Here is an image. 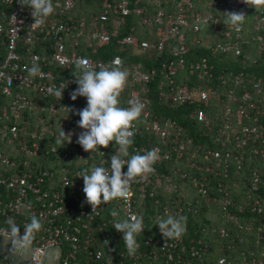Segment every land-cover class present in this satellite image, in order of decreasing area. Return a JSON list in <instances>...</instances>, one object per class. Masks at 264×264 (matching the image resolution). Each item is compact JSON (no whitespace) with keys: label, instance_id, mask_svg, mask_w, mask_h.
<instances>
[{"label":"built area","instance_id":"1","mask_svg":"<svg viewBox=\"0 0 264 264\" xmlns=\"http://www.w3.org/2000/svg\"><path fill=\"white\" fill-rule=\"evenodd\" d=\"M5 9L0 11V19L6 18L9 26L8 34L4 43L7 44V55L0 62V97L13 94V87L32 88L34 95L22 94L20 91L12 97L11 103L0 106V118L6 120L0 123V140L9 138L10 142L17 144L18 148L25 153L26 159H10V156L0 152V229L6 228V221L11 217L21 226L30 222L29 217L36 215L42 220V230L35 235L33 247L35 255L32 262H40L47 252L56 248L60 251L62 264H97L102 261L105 251L116 247L117 239L122 249L120 256H125L127 250L122 240V233L113 227V210L119 213V219H125L130 214L143 217L144 231L147 230V222H153L161 215L155 211L143 210L158 203L156 194L159 188L171 190L173 185L156 176L155 164L169 157V151H163V146L169 142V138L175 139L182 130L181 125L170 121L160 122L153 118L149 108V98L146 96V84L159 72L165 74L169 82L168 89L162 92V96L170 98L175 103H187L194 105V117L200 122L209 123L208 107L212 100L218 97L220 92L219 82L233 81L235 85L241 84L243 78L230 72L225 77L224 72H217L216 65L208 55L188 59V54L193 55V48L202 46L212 50L213 53H233L240 55L244 45L246 48L254 45L257 53L264 56V7L259 11L241 3V0H103L101 9L97 15H90L88 19L82 18L71 22L66 19L67 15L86 0H53L55 11L45 19L42 25H34L29 8H22L19 0H0ZM244 12L245 19L239 31L223 24L227 19L226 12ZM15 16V18L13 17ZM252 22V23H250ZM129 23L132 30L149 32L146 38L138 34L123 35L118 39L120 49L125 55H116L105 61L95 56L98 48L108 44L117 36L120 30H124ZM4 24L0 22V37L4 32ZM87 30V33L86 31ZM25 36L22 38V33ZM252 31H256L253 34ZM61 34L60 40L51 54L36 53L33 51L38 40H45L49 36ZM72 34L74 46H79L80 38L85 37L87 47L91 48L93 55H83L76 50H67L64 36ZM251 35V40H246ZM132 48L133 52L130 51ZM169 51V59L162 62L161 67L146 68L142 61L133 60L134 54H141L145 58L163 56ZM85 58L91 67L99 70L101 67H112L111 62L119 58L121 70L127 71L126 84L130 86L135 82H141L144 87L132 90L123 106L122 98L119 97V106L129 107L130 99H138L144 104L140 117L133 122V131L137 134H155L159 141L148 142L144 145H131L129 157H121L124 160L131 155L152 149L158 150V160L153 165L155 171L143 178L132 182L127 200L116 199L106 205H101L95 213L91 207L84 203V181L80 174L85 170L101 166L110 171V157L115 154L118 146L101 148L93 153L85 152L80 145H76L78 135L83 130L74 126L66 129V133H72L70 138L65 139L61 146H46L47 138L53 132L54 123L43 115H39L38 124L31 128V119L24 118L27 109L46 111L49 114L56 113L60 108L68 107L67 101L71 100L70 93L77 87L74 74L68 78L58 79L52 69H40L43 75L30 76L28 69L30 63L35 61L42 67L60 65L67 70H74V61ZM69 63L61 64V60ZM188 70L198 77V83L182 84L176 81L178 74ZM260 78L259 80H261ZM251 80V79H248ZM64 88L63 99L57 98L53 93L58 88ZM51 90V91H50ZM169 90V91H168ZM254 92H260V87L255 86ZM250 89L243 90L241 97L230 90L229 99L225 104L224 115L226 116L225 128L228 133L218 135V141L229 146V150L223 156L219 149L207 150L205 158L209 163L191 162L201 171L212 173L225 162V172L228 171L230 161L241 163L244 153L248 151L250 158H260L264 162V124L255 123L259 120L257 114L251 111H260L264 115V105L253 101ZM225 102L224 99H222ZM240 101V102H239ZM232 102H239V116H248L252 119L251 124H245L233 129L230 115L234 110ZM22 118V119H21ZM15 120V122H13ZM65 125V121L61 122ZM59 132L55 134L57 138ZM133 137V138H134ZM51 142V140H49ZM48 141V142H49ZM231 145V146H230ZM111 147V148H110ZM181 147H185L182 144ZM178 149V147H175ZM239 152H236V151ZM32 157V160L29 157ZM39 158L41 161L33 158ZM54 158V160L48 158ZM46 159V160H44ZM216 161V164L214 162ZM9 164L16 168L10 173L1 170L2 166ZM59 165L62 177L56 179ZM18 170V171H17ZM126 167L124 171H126ZM193 184L201 194H206L209 174L192 176ZM260 183L259 172L254 173L250 181L251 188L257 189ZM60 186V190H59ZM6 190V197L2 190ZM256 198L252 203V210L264 213V197ZM230 203L229 200H227ZM143 208V209H142ZM166 214H169V206L165 205ZM113 229L114 231H111ZM143 231V232H144ZM137 237L138 250L133 257L132 264H145L140 259L144 255L141 240ZM116 234V238L112 236ZM224 230H222V234ZM119 236V237H117ZM114 237V239L112 238ZM114 242V243H113ZM116 243V244H115ZM145 243L150 248V254L154 259L162 256V264H186L188 263L181 253L174 251L177 247L176 239L164 240L148 236ZM93 247L96 248L93 249ZM126 251H124V250ZM113 257V252H109ZM146 254V253H145ZM86 255L82 260L80 256ZM110 261V263H112ZM224 264L226 260H219ZM0 264H11L9 260L0 254ZM115 264V263H112ZM122 264V261L120 262ZM146 264H153L149 261Z\"/></svg>","mask_w":264,"mask_h":264},{"label":"trees","instance_id":"2","mask_svg":"<svg viewBox=\"0 0 264 264\" xmlns=\"http://www.w3.org/2000/svg\"><path fill=\"white\" fill-rule=\"evenodd\" d=\"M102 2L103 0H86L85 4L80 3L70 15L66 16V19H88L90 15H97L101 9ZM5 8L6 6L0 3V11ZM74 19L70 23L74 22ZM0 22L5 26L2 37H0L1 62L8 52L7 44L4 43V40L7 38L9 26L6 24V18L4 17L0 19ZM85 31L87 33V30ZM25 33V31L22 33V38L25 36ZM252 33L256 34V31H252ZM128 34H138L142 38H146L149 32L143 33L132 30L128 23L125 29L120 30L119 34L113 37L108 44L99 47L95 56H99L101 59L107 61L116 55H125L120 49L118 39ZM60 36L61 34H58L49 36L45 40H38L33 47V51L40 54H51L55 50ZM71 37L72 34L69 36L63 35L68 51L76 50L83 55H93L92 49L87 47L84 36L79 39L81 41L79 46L73 45L74 41L72 42ZM251 39V35H248L246 40ZM251 42L254 41L251 40ZM130 51L133 52L132 48H130ZM206 55L212 58L217 72H224L225 77L230 75V72H233L236 75H240L243 78V82L235 85V82H233L234 76H232L233 81L225 83L221 80L218 81L220 87L219 95L212 100L211 105L208 107L209 123L200 122L194 117V105L187 103L178 104L170 100V98L161 95L169 87L168 78L165 77V74L159 72L146 84L145 88L148 90L146 96L149 98V108L152 117L159 119L162 123L165 121L177 123L181 125L182 130L175 139L169 138V142L166 146H163L164 152L169 151V157L155 164L156 176L161 177L165 182L171 183L173 185L172 189L168 191L163 187L159 188L155 198L158 199L157 205L145 206L142 209L147 212L155 211L159 213L158 215L162 216L161 218L167 215L186 217V231L180 239H176L177 247L174 249L176 253L182 254L183 258L188 262L186 264H221L219 262L221 258L226 260L224 264H264V213L252 210L253 200L258 197L259 199H261L260 197H264V162L260 158H250L247 154L248 151L244 150L241 151L244 153L241 163L238 164L237 161H230L227 172L223 170L225 162H222V166L216 168L212 173L201 171L195 166L192 167L190 165L191 162L209 163V160L205 158L207 150L219 149L223 152V156L229 150V146H225L222 142L218 141V135L223 136V134L230 131V129L224 126L227 119L223 113L225 104L229 99L227 93L230 90L241 97L243 90L250 89L254 92V87L259 86L260 92H254L253 101L259 102L261 106L264 105V56L258 55L254 45L248 48L244 45L241 54L237 56L233 53H213L212 50L206 47L198 46L193 48V55L188 54L187 57L188 59H192L193 57L200 58ZM168 59V49L163 56H157L153 59L145 58L139 53L133 55V60L142 61L146 68L161 67L162 62ZM29 64L31 67L32 63L29 62ZM39 68L52 69L57 74L58 79L68 78L75 71V69L67 70L58 64L50 67L39 65ZM260 78L262 79L259 80ZM176 81L192 85L198 83L200 80H198L194 72L190 73L188 70H185L183 73L178 74ZM142 87L144 85L141 82H135L131 86L129 84L125 85L120 95L123 106L127 103V98L132 90ZM17 91H20L22 94H35L32 88L14 86L12 97L16 95ZM12 97H0V106L10 104ZM239 102H232L231 104L234 108L230 115L233 129H238L241 125L253 122L248 116H239V110L237 109L240 104ZM67 104L68 107L66 109L60 108L53 114L29 108L25 111L24 118L31 119V128H34L38 124L39 115H43L48 121L54 123L52 127L53 132L48 136L46 141L47 147L50 145L61 146V144L56 143L57 138L55 134L60 132L62 128L65 132L71 126L79 128L77 121L80 117L76 115V112L86 107V99L78 97L76 101L72 99L67 101ZM261 110L250 112L252 115L257 114L259 117V120L255 123L264 124V115L260 113ZM4 119L0 118V123L7 120ZM62 120L65 121V125L61 123ZM133 141L132 146H140L148 142L159 141V139L155 134L143 133L137 134L133 138ZM75 144L79 145L77 142ZM182 144H185L184 148L181 147ZM17 146L16 143L10 142L9 138L0 140L1 153L8 154L10 159H26L25 153ZM111 146L115 145L111 144ZM175 147H178V149H175ZM59 148H63V146ZM236 152L239 151L237 150ZM29 158L32 160L31 156ZM33 159L37 160V162L41 161L38 157ZM48 159L54 160V158L50 157ZM215 164L216 161L213 165ZM55 167L57 169L56 179L60 180L62 177L60 167L59 165H55ZM1 170L13 173L16 171V168L7 164L2 166ZM256 171L259 172L260 183L258 190H253L250 181L253 179ZM204 174H209L210 179L207 182V193L201 194L194 186L192 176L196 175L202 178ZM2 194L6 197L5 189L2 190ZM165 205L169 206V214H166ZM155 222L156 220L153 222L148 221L146 224L147 230L139 236V240L144 243L142 244L144 255L140 259L144 263L152 260L153 264H162L164 258L160 256L154 259L153 255L150 254L151 247H148L145 243L149 235L163 240ZM110 230L114 231L113 229ZM222 230H224L223 234ZM112 236L116 238L115 233H112ZM114 237L112 238L114 239ZM115 241L119 247L120 244H118L117 239ZM117 245L105 251L103 260L96 261L95 263L120 264L122 261V264H132L134 258L129 257L128 254L120 256L122 249L117 248ZM93 249L96 250L95 247ZM109 252H113V257ZM80 258L85 260L87 256H80ZM112 260L113 262L110 263Z\"/></svg>","mask_w":264,"mask_h":264},{"label":"clouds","instance_id":"3","mask_svg":"<svg viewBox=\"0 0 264 264\" xmlns=\"http://www.w3.org/2000/svg\"><path fill=\"white\" fill-rule=\"evenodd\" d=\"M22 8H29L34 25H42L45 19L55 11L53 0H19ZM241 3L255 11L264 7V0H241ZM227 19L223 24L240 30L244 22V12L228 11ZM15 18V16H13ZM60 63L67 64L68 60ZM112 67H101L99 70L91 67L85 58L74 61V80L77 87L70 93V98L76 101L78 97L86 99V107L78 110L76 115L80 117L77 126L83 131L77 137V143L85 152L93 153L101 148L107 149L110 144L118 146L115 154L110 157V171L104 167L96 166L91 170L85 169L79 177L83 178L84 203L91 207L95 213L101 205L118 198L127 200L132 182L143 178L155 171L153 165L158 160V150L152 149L143 154L131 155L127 160L121 157H129V148L133 144L135 135L133 122L136 121L143 109L144 104L138 99H130L129 107L119 106V97L125 87L128 73L121 70L119 58L114 59ZM30 76L43 75L39 65L34 61L28 69ZM51 91V90H50ZM64 88L54 91L57 98L63 99ZM72 133H66L64 129L59 132L57 144H64L66 138ZM126 167V171H124ZM114 229L122 233L123 244L127 254L134 256L138 250L136 237L144 231L143 217L130 214L125 219H119V213L111 212ZM30 222L21 226L11 217L6 221L7 227L0 229V249L7 253V260L11 264H33L32 257L35 255L33 247L35 235L42 230V220L36 215L29 217ZM156 226L165 244L169 240L180 239L186 231V217L167 215L157 218Z\"/></svg>","mask_w":264,"mask_h":264},{"label":"crops","instance_id":"4","mask_svg":"<svg viewBox=\"0 0 264 264\" xmlns=\"http://www.w3.org/2000/svg\"><path fill=\"white\" fill-rule=\"evenodd\" d=\"M0 239H2V237H0ZM0 254L7 258V253L4 252L2 249H0ZM33 264H62L60 260L59 249L56 248L50 249L40 262L38 263L33 262Z\"/></svg>","mask_w":264,"mask_h":264}]
</instances>
